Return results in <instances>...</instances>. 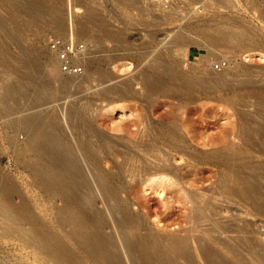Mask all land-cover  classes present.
Returning a JSON list of instances; mask_svg holds the SVG:
<instances>
[{"label": "rangeland", "instance_id": "obj_1", "mask_svg": "<svg viewBox=\"0 0 264 264\" xmlns=\"http://www.w3.org/2000/svg\"><path fill=\"white\" fill-rule=\"evenodd\" d=\"M79 1L0 0V179L6 178L12 188L9 192L0 188V264H63L49 251L50 244L43 238L40 243L42 228L59 237L80 264H147L144 252L150 250L158 264H204L192 251L190 238L196 232L189 230L194 219L186 199L198 191L205 192L204 201L212 202L207 203L209 209L217 201L229 208L218 221L233 225L232 232L221 234V239H233L231 250L217 243L213 247L232 264H264V19L245 0H230L234 7L220 8L205 0L210 8L195 5L190 17L147 26L117 0ZM55 7L59 16L52 12ZM90 13L106 25L101 19L98 27L94 22L84 29L76 18ZM227 21L248 28L260 47L232 58L229 49L210 51L196 39L198 26ZM106 30L116 31L109 37ZM175 31L181 33L178 38L192 41L173 39ZM115 33L126 38L117 47L111 39ZM148 38L154 41L147 44ZM120 47L134 53L141 48L154 56L152 70L166 79V95L142 87L138 76L144 61L119 57ZM229 66L249 68L250 74L256 71L246 89L235 91L236 98L244 92L251 95L246 102L238 101L240 108L218 102L206 86L194 81L189 85L181 77L188 69L201 77L205 68L223 71ZM86 74L95 76L93 84L108 75L107 84L116 85L115 91L127 88L135 96L116 99L111 94V102L104 103L94 94L97 87L84 85L78 90L76 84L62 81L77 76L78 81ZM40 111L53 115L47 124L52 138H43L41 146L35 131L44 117ZM26 115L32 118L26 121ZM57 140L67 148L65 153L76 158L84 176L83 183L68 186L63 193L48 189L38 170L50 176L57 173L55 158L63 152ZM158 159L174 171L167 180H162V171L149 172L154 164L160 165ZM109 160L115 167L105 183L117 194L113 200L102 194L90 171L94 162L107 172ZM228 165L234 169L235 193L227 198L225 189L231 182L226 181L233 178ZM130 173L136 175L135 184ZM244 185L250 186V193L241 190ZM64 204L77 213V224L73 218L61 219ZM16 209H22L21 222ZM183 239L193 248L181 249ZM185 249L192 256L189 263L179 256Z\"/></svg>", "mask_w": 264, "mask_h": 264}, {"label": "bare ground", "instance_id": "obj_2", "mask_svg": "<svg viewBox=\"0 0 264 264\" xmlns=\"http://www.w3.org/2000/svg\"><path fill=\"white\" fill-rule=\"evenodd\" d=\"M81 1H83V0H81ZM81 1H79V2H81ZM117 1L121 5L126 7L127 9L131 10L134 17L138 21H140L141 23H143L147 26H154V25L164 24V23L165 24L172 23L174 21L190 17L191 15L195 14V13H193V14L191 13V7L194 6V10L196 9L195 5L197 6V8H199V7L205 8V7L209 6L208 3L205 2V0H117ZM86 2L88 3L89 1L87 0ZM245 2L249 8L257 10V13H258L257 15L259 18L264 19V0H245ZM209 3H210V5L213 3L214 6L217 5V7H219V8L220 7L233 6V5H231L232 3L230 0H210ZM90 4H91V2H90ZM210 7L211 6H209V8ZM156 11H158L160 14L159 15L156 14L157 13ZM52 12H53V14L55 13L56 16H59V14H60L58 8H56V7L52 10ZM38 13L41 14L40 12H38ZM51 15H52V13H51ZM46 16L43 18L45 19ZM56 16H55V18H56ZM50 17L51 16L49 15V19H50ZM59 18L60 17H57L56 19H59ZM77 19H78L79 24L84 29L88 30L91 25L95 26V24H93L94 22L97 24L98 21L101 20L102 18L100 16H98L97 14L90 13V14H86V15L84 14L83 16L76 18V20ZM102 20H101V23L103 22V24L106 25L107 22L105 21L106 23H104V20L103 21ZM52 22H54V21L52 20ZM55 22H58V21H55ZM217 23L218 22L214 23L213 25H209V26L203 27L200 25L197 27L198 32H197V36H196L197 38L196 39L200 43H202L203 46H205L208 50L214 51L215 49H217V47L223 46V47H225V50L229 49V52H231L234 55L232 58H234L235 55L237 56L239 53L245 52L251 48H259L260 47V45L258 43L257 44L254 43L253 40L250 38V36H249L250 33L248 32L249 29L245 28L244 25H242L241 23H239L237 21H232V22L227 21V24H224V25L219 24V23L217 24ZM98 24H100V23H98ZM98 24L96 25L97 27H98ZM101 26H102V24H101ZM103 29H104V27H103ZM103 29L101 28V30H103ZM111 30H112V27H111ZM115 31L116 30H114V32ZM101 32L103 34V31H101ZM111 32L106 30L107 34H105V35L111 37L112 34L114 33V32H112V34H111ZM104 33H105V31H104ZM102 34L100 33V36H102ZM180 34H181L180 31H175V34L173 35V39H175V40L180 39V40H183L184 42L192 41V38H178V37H180ZM115 35H117V33H115ZM119 35H117V37L113 36V38H111L114 40V42H112V43H116V47L118 46V44L120 46L122 43H124L125 39H126V38H119L118 37ZM114 37H116V38H114ZM153 39L154 38H148V40H146L147 41L146 43L149 44L150 41H154ZM127 40H128V38H127ZM143 42L144 41H142L141 45L145 46V43H143ZM127 43L131 44V42H127ZM126 45H127V47H129L128 44H126ZM130 47H131V45H130ZM122 48H121V50H122ZM226 51H228V50H226ZM116 56H118V55H116ZM120 56H122V57L130 56L136 62L144 61L145 68H143L142 73L139 74V76H138V78L141 80L142 87H146V89L148 88L149 90H153V91H156L158 93L160 92L161 94L165 91V89L167 88V84H168L166 79H164L161 75L156 74L155 71L152 70L153 69L152 66H154L156 63L154 56L150 57V55L149 54L147 55L146 52L143 51V49L141 50V48H140V50H138L135 53L132 51H129V48L126 51L122 50V53L121 52L119 53V57ZM75 57H77V59L78 58L80 59L83 56L82 55H75ZM110 58H111V56H110ZM228 58L230 59V57H228ZM228 58L227 59L225 58V59L229 60ZM113 59H114V57H113ZM111 60H112V58H111ZM230 68H231L230 70L224 69L223 71H216V70L212 69L211 67L205 68L204 72L201 74V77H197V76L194 77L193 71L191 69H188L187 71H185L181 75V77L185 82L189 83V85L191 83H193V81H194V83L198 86H206L209 90V95L211 96V98H213L215 100L217 99L218 102L219 101L220 102H226V104L228 103L229 105H232L233 108H236L238 105V107L240 108L238 101L246 102L247 100L250 99L251 95H249L250 92L249 93L244 92L242 95L240 94L241 96L238 94V96H240L239 98L237 97L239 100H234L233 97H235V91H237L239 88H245L246 89L247 86H249L248 80L249 79L253 80L252 75L256 71L253 69V71H255V72L250 74L252 70H250V72H249V68L248 69L245 67H243V68L238 67L237 68L235 66L230 67ZM24 72L27 73V71H24ZM249 74L251 75L250 77H249ZM77 77H75V78H77ZM93 77H95V76H91L90 74H86V75L82 76V78L78 81L77 80L75 81V78H72V77L71 78L65 77V78H63L62 81L65 84H76V86L78 87L77 88L78 90L80 87H83L84 85H87V87L85 86L87 89L92 88V90H93V88L97 87L96 88L97 90L94 91V94L100 96V99L102 101L106 100L105 102H107V101L111 102V99H112L111 94H116V96H115L116 99H125L128 97H134L135 96L134 91L130 90V92L129 91L127 92L126 85H128V88L129 87L131 88L132 86L130 85V83L125 85L126 89H124V92L120 91L119 90L120 88L118 89L119 91H117V90L115 91V89H117L116 85H114V84L110 85L109 83L107 84V81L110 80V76L105 75L104 78H102L101 80L95 79L96 82H94V84L92 83V81L94 80ZM125 90H126V92H125ZM174 93L175 94H173V95H176L177 92H174ZM163 94L166 95L165 92ZM88 98L94 99V97L92 95L88 96ZM237 98L235 97V99H237ZM91 102L92 101L90 99V102H88V103L90 104ZM106 104H108V103H106ZM102 105H101V107L104 106V105L103 106ZM243 105H245V103H243ZM97 106L100 107V104ZM239 108H237V109H239ZM98 109H101V108H98ZM41 114H43V113H41V111H40V115ZM48 114L49 113H47V114L45 113V114H43L44 117L43 116L40 117L39 124L35 128L36 129L35 131H37L36 133H40V146L45 141V140L42 141L43 138H46V139L52 138V137H50L51 134L48 132L47 124L50 121L49 119H52L51 117H53V115L50 113V115H52V116L50 118H48L50 116V115L47 116ZM34 115H35V112H34ZM31 118L32 117H27V115H26L24 117V120L29 121ZM100 137H102V136H100ZM102 138H103V140H105L104 139L105 136H103ZM224 140H226V139H224ZM227 140L229 141V138ZM33 141L35 142V140H33ZM105 141H108V140L106 139ZM178 141H181V140H178ZM113 142H114V140H113ZM226 143H230V142H226ZM106 144L109 145L110 142H109V144L108 143H106ZM56 145L58 147H60L63 151L62 153L60 152V154H58L55 158V160L58 164V167H59L57 170V173L50 176V175L46 174L42 169H38V170L40 172V176L43 179H45L48 189L63 193V192H65V190L68 186L83 183L84 182V176H83L82 167L80 166V164L77 163L76 158L70 157L67 153H65V150H67V148L64 147V144L61 143L59 140H57ZM227 145L225 144L226 148H228L230 150L231 143H230V145H228L230 147H227ZM179 147L181 148V146H179ZM180 148H179V150H180ZM182 150H183V148H182ZM226 151H227V149H226ZM109 162L112 165L110 164V168H107L109 170L106 169L107 172H104V170H102V168L97 163H94V162L90 163V171H91V176H92L93 180L96 182L97 187L100 188V191L102 192V194H104V195L106 194L108 196V198H112V200H113L114 198H116L117 194H116V192H114L113 189H111V187L107 183H105L106 177L108 176V174H110V173H108V171L112 172V169H114V167H115L112 160H109ZM156 162L160 163V160L158 159V161H156ZM226 164H227V162H226ZM167 165L168 164H166V163L164 164L163 162L160 163V165L154 164L153 169L149 172H160V171H162V172H164L162 174L165 178L162 180H167L168 177L172 176L171 174H173V172H174V171L172 172L171 168L168 167ZM227 170H228V172H230L229 174H231V176L233 177V178H231V180L228 179L229 181H226V182H231V185H233V186L227 185V189H225L226 194H227V198H228V197H231L233 193H235V184H232V182L235 180V174L233 172L234 169L232 170L230 165H228ZM127 175H130V178H131L130 182L132 181L133 184H135L136 183V177H135L136 175L133 173H130ZM63 176H64V178H63ZM174 176H176V175H174ZM174 176H173V178L176 179L177 177H174ZM177 179H176V181H177ZM225 184H227V183H225ZM0 188L3 189L5 192H9L12 189L8 180L4 177H2L0 179ZM132 190H134L133 187H132ZM135 190H136V188H135ZM241 190L244 192H247V193L251 192L250 186L244 185V186H242ZM213 191H215V190H213ZM204 193H203V191H201V192L198 191L194 194H190V195L186 196V199L190 203L189 206L191 208H189V206H186V207H188L190 209L189 210L190 212L192 211L193 215H191V214L190 215L194 219V221H193L194 224H192V226L190 227L189 230L190 231L195 230L196 233L192 234L191 238H190V243H192L194 248L192 245H190V243L185 241L186 238H185V240L183 239L182 242H180L178 240L180 242L179 244H182V246H180V247H181V249H184L185 247L189 248V246L192 247L193 250L192 249L191 250L196 251L195 253H197V255H195V256H197L196 258H198L199 260H202L204 264H232L231 261L225 257L226 255L223 256V254H221L218 250H216L213 247V243H217L221 246H226L227 251L231 250L230 249V246H231L230 242H232L231 240H233V239L232 238L221 239V234L223 236V234H226V233L229 234L230 232H232L233 231L232 230L233 225H231L227 221V219H226L227 222H225V221L222 222L223 220L218 221V219H219L218 216H221L222 213H225L228 215L227 212L229 211V208L228 207L226 208V206H222L220 203H217L218 202L217 201L215 203L216 206H215V204H212L211 209H209L207 206V203L210 202V200H208L207 202L204 201V198H203ZM212 193L210 194L211 195L210 199L212 198L211 200H213V198H214ZM185 195H187V194H185ZM207 196H209V195L207 194ZM74 198L77 199L78 196H75ZM202 198H203V200H202ZM206 199H208V198H206ZM216 199H217V197L214 200L216 201ZM214 200H213V202H215ZM210 203H212V202H210ZM218 204H219V206H217ZM221 207H224V209H222ZM206 210H208L210 213L208 216L205 215ZM61 211H62L61 212L62 213L61 214L62 220L66 219V221H67L69 218H71V220L73 218V221L75 222L74 217L76 216L77 213L75 214V212L72 211V208L68 207V204L62 205ZM77 212L78 213L82 212V209L79 208V210H77ZM15 213L17 214V217H19V219H20L19 222H21L24 219L22 209H16ZM77 218H78V216H77ZM79 218H80V216H79ZM123 218L126 220V217L124 215H123ZM220 218L224 219V218H222V216ZM125 220L121 219V221H125ZM86 221L88 223V220H86ZM80 224H79V226H80ZM84 225H85V222H84ZM79 226H77V227H79ZM83 228H84V226L82 227V230H84ZM74 229H75L74 231L79 232V230L76 229L75 227H74ZM80 229H81V227H80ZM39 234H40V243L42 240L41 238H43L45 240L44 242L47 243V246H48V244H50L51 249H49V251L52 250L54 252L55 256L60 260V262H62L63 264H80L79 260L71 254L70 249L64 245V243L61 241V239L59 237H57L56 235L52 234L51 232H49L43 228L40 229ZM91 236H92V232H91ZM86 237L87 236L83 237V239H82V243H84V244L87 242V239H88ZM88 237H89V235H88ZM140 244L142 245V241H140ZM98 245H99V243H98ZM173 245L175 246L176 243ZM177 246L178 245H176L175 249L177 248ZM129 247L131 248V246H129ZM171 248H172V244H171L170 250H171ZM181 249L179 248V250H181ZM144 250H146V247ZM146 251H148V250H146ZM153 251H154V249H153ZM183 251L184 250H182V252ZM186 251H185V253H187V254H185L183 252L184 254H179V256L181 255L180 258L183 262L189 263L192 260V256L190 257V255H189L190 253L188 254V251L187 252ZM149 252H151V250ZM149 252H147V253L144 252L145 258L147 260V264H155L154 260L157 257L154 258V260H153L154 256H152L151 253H149ZM105 259L107 260V256L105 257ZM157 261H156V263H157ZM179 261H180V259H179ZM158 263H159V261H158Z\"/></svg>", "mask_w": 264, "mask_h": 264}]
</instances>
